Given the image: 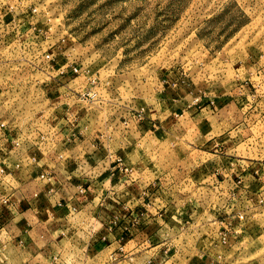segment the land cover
Wrapping results in <instances>:
<instances>
[{"label": "rangeland", "instance_id": "374dc122", "mask_svg": "<svg viewBox=\"0 0 264 264\" xmlns=\"http://www.w3.org/2000/svg\"><path fill=\"white\" fill-rule=\"evenodd\" d=\"M2 8L38 15L34 27L24 24L13 43L0 44L8 89L0 90V118L38 128L68 117L91 138L126 134L131 150L114 159L134 183L163 188L169 205V241L150 257L156 264H264V0H0L6 18ZM39 44H51L55 69L37 70ZM75 65L74 82L52 78ZM209 102L210 124L194 125L193 113ZM209 134L225 137L218 142L229 154L261 174V182L248 176V192L233 201L244 216L237 235L210 224L226 200L208 190L200 169ZM186 211L197 215L189 220ZM105 218L113 224L112 213ZM136 262L106 254L88 264Z\"/></svg>", "mask_w": 264, "mask_h": 264}, {"label": "crops", "instance_id": "0c3cea01", "mask_svg": "<svg viewBox=\"0 0 264 264\" xmlns=\"http://www.w3.org/2000/svg\"><path fill=\"white\" fill-rule=\"evenodd\" d=\"M203 106L191 117L196 126L210 124L215 111L210 102ZM6 121L9 130H0V264H88L106 254L110 262L127 256L137 264L159 262L150 257L169 241L168 201L163 188L134 183L129 167L114 159L131 150L124 149L126 134L91 138L63 117L56 127L40 123L42 139L37 121L26 119L20 127ZM144 126L151 130L153 120ZM224 138L207 135L200 169L209 177L208 190L226 200L210 224L231 236L245 227L233 201L248 192L242 189L248 176L262 178L246 160L229 154L218 142ZM113 140L123 148H111ZM106 213H112V225ZM185 215L193 220L197 214Z\"/></svg>", "mask_w": 264, "mask_h": 264}, {"label": "built area", "instance_id": "2783aa9c", "mask_svg": "<svg viewBox=\"0 0 264 264\" xmlns=\"http://www.w3.org/2000/svg\"><path fill=\"white\" fill-rule=\"evenodd\" d=\"M3 10H9V15L4 18V16H0V44L3 46L10 45L13 43V40L10 36L16 37L19 34H21V29L24 27V24L28 25V28L34 27V23H31L32 19L37 17L38 15V9L37 8H23L21 9V14L17 15L14 11V8H2ZM21 18L23 19L21 21ZM24 20H29L30 22H25ZM21 27V29H20ZM16 30V33H15ZM26 34V31H25ZM36 57L38 59V63L35 65L38 71L46 72L49 69H55V52L53 51V48L51 47V44H39L36 47ZM60 71L55 76H52L53 79L57 80V75H62L63 77L68 78L71 82H74L73 76L79 74L81 69H79L76 65L74 67L71 66H63L62 68H59ZM48 74V73H46ZM49 75V74H48ZM50 76V75H49ZM62 82V81H61ZM63 83V82H62ZM0 90L6 92L8 90L6 88V84L2 85L0 84ZM69 91H72L73 88H69ZM77 92V91H76ZM80 92V91H78ZM75 94V93H74ZM84 95L90 96V93H84ZM68 121L72 122L71 119L66 117ZM127 124V122L125 123ZM0 130L2 132L9 130V122L6 120H2L0 122ZM36 130L41 133L40 128H36ZM42 139L45 138V135L41 133ZM44 178V176H42ZM240 219H243L244 216L242 214L239 215Z\"/></svg>", "mask_w": 264, "mask_h": 264}]
</instances>
